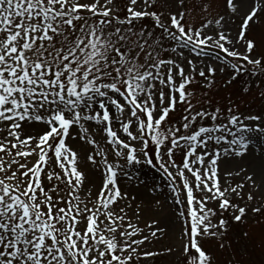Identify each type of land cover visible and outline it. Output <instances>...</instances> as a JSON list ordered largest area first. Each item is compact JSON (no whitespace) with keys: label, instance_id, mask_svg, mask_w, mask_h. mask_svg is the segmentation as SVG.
I'll return each mask as SVG.
<instances>
[{"label":"snow or ice","instance_id":"1","mask_svg":"<svg viewBox=\"0 0 264 264\" xmlns=\"http://www.w3.org/2000/svg\"><path fill=\"white\" fill-rule=\"evenodd\" d=\"M0 264H264V0H0Z\"/></svg>","mask_w":264,"mask_h":264},{"label":"rangeland","instance_id":"2","mask_svg":"<svg viewBox=\"0 0 264 264\" xmlns=\"http://www.w3.org/2000/svg\"><path fill=\"white\" fill-rule=\"evenodd\" d=\"M147 23H151L150 20L146 21ZM223 78L220 77L219 73L217 74V87L213 89V96L216 97L218 100L224 102L226 101V98L229 97L231 94L232 99H237L238 97L243 100L251 101L252 102V107L253 109L258 108L260 102L258 100H253L251 96L248 97H241L240 96V89L244 86V80H240L238 82H234L233 85H230L228 87H224L220 81ZM83 155V153H82ZM227 167L224 163L221 164L222 170H224ZM145 172H148V176L151 177L153 175L152 172H149L147 168L144 169ZM157 180H159V177L157 176ZM239 178H235L234 182H237ZM150 182V181H149ZM249 189L245 188V192H247ZM133 194L138 195V198H143L145 200L149 199V194L146 193L145 189L143 186H140L139 188H134Z\"/></svg>","mask_w":264,"mask_h":264}]
</instances>
